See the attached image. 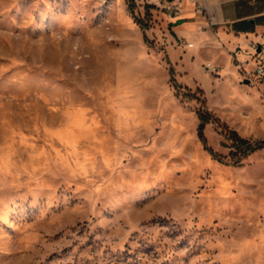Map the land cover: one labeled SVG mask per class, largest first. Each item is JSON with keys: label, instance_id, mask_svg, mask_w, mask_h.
I'll list each match as a JSON object with an SVG mask.
<instances>
[{"label": "rangeland", "instance_id": "rangeland-1", "mask_svg": "<svg viewBox=\"0 0 264 264\" xmlns=\"http://www.w3.org/2000/svg\"><path fill=\"white\" fill-rule=\"evenodd\" d=\"M134 1L0 0V264H264V78L177 87Z\"/></svg>", "mask_w": 264, "mask_h": 264}, {"label": "crops", "instance_id": "crops-1", "mask_svg": "<svg viewBox=\"0 0 264 264\" xmlns=\"http://www.w3.org/2000/svg\"><path fill=\"white\" fill-rule=\"evenodd\" d=\"M154 1L147 0L151 6ZM170 1L179 8V13L171 15L161 8L158 18L164 36L159 40L173 67L190 72L201 68V63L207 60L216 68L212 62L220 64L233 57L237 65L232 67L244 82H252L243 78L240 64L253 68L256 59H264V0H198L205 7L201 13L196 11L194 0ZM180 38L192 46L177 45ZM251 41L258 44L256 52L249 45Z\"/></svg>", "mask_w": 264, "mask_h": 264}, {"label": "trees", "instance_id": "trees-1", "mask_svg": "<svg viewBox=\"0 0 264 264\" xmlns=\"http://www.w3.org/2000/svg\"><path fill=\"white\" fill-rule=\"evenodd\" d=\"M126 1H127L129 10L131 11L132 14H134L135 1L134 0H126ZM137 22L140 23L144 29L147 28L146 23L143 24L139 20H137ZM168 62L170 63L169 60ZM169 72L171 74V78H170L171 82H173L177 87H179V85L176 83L175 78H174V70H173L172 65H170L169 67ZM202 102L204 103V100H202ZM198 114L200 117V123L198 127V136L202 140L204 146L208 147L206 144V139H205L204 132H203V124L205 122L204 116L205 115L209 116V113L206 110L199 109ZM224 136L227 140L231 141V145L236 149V152L234 153L235 159L232 160V163H238L244 157H246L248 154L252 153L256 149L264 147V139L249 140L247 138L241 137L235 130L228 129L227 131L224 132ZM210 152L213 153L211 150ZM218 159L222 161L220 157Z\"/></svg>", "mask_w": 264, "mask_h": 264}, {"label": "built area", "instance_id": "built-area-1", "mask_svg": "<svg viewBox=\"0 0 264 264\" xmlns=\"http://www.w3.org/2000/svg\"><path fill=\"white\" fill-rule=\"evenodd\" d=\"M195 3V9L198 12H204L205 7L204 5L198 1V0H194ZM154 4L156 6H161V8L169 10L171 15H177L179 13V8L173 4H171L170 0H155ZM177 44L179 46H192L191 42L186 41L183 38L178 39ZM250 47L256 52L257 48H258V44L256 42L251 41L249 43ZM207 68H210L209 66H207ZM240 68L242 70L243 73V78L251 81L253 80L254 77H261L264 78V59L262 58H258L255 60V64L253 68H246L243 63L240 64ZM214 68H212L213 70ZM215 70V69H214Z\"/></svg>", "mask_w": 264, "mask_h": 264}]
</instances>
